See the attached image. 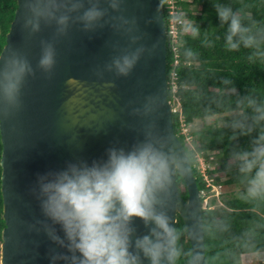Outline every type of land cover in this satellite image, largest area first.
<instances>
[{
	"label": "water",
	"instance_id": "1",
	"mask_svg": "<svg viewBox=\"0 0 264 264\" xmlns=\"http://www.w3.org/2000/svg\"><path fill=\"white\" fill-rule=\"evenodd\" d=\"M16 1L0 64L14 52L27 60L31 71L25 73L15 104L0 100L5 223L0 264H50L54 255H71L46 231L54 230L63 239L60 226L41 212L37 174L61 170L68 163L103 162L107 149L127 152L145 141L180 162L187 198L180 194L174 169L157 210L166 213L173 226L180 216L190 245L189 264H205L200 191L185 147L174 133L167 98L160 0H80L82 6L75 10L57 9V16L69 17L63 31L54 19H40L39 29L33 31L26 23L34 19L26 0ZM92 4L103 15L86 28L80 16ZM45 44H51L55 53L49 70L38 65ZM137 49L133 68L127 75L117 73L113 60ZM131 227L129 250L139 254L140 264H149L131 245L148 234L152 224L134 217ZM54 264L67 262L57 259Z\"/></svg>",
	"mask_w": 264,
	"mask_h": 264
},
{
	"label": "trees",
	"instance_id": "2",
	"mask_svg": "<svg viewBox=\"0 0 264 264\" xmlns=\"http://www.w3.org/2000/svg\"><path fill=\"white\" fill-rule=\"evenodd\" d=\"M184 5L186 13L182 17L187 23L195 24L199 34L195 38L186 32L180 35L179 62L175 68L180 111L172 113L174 133L185 147L201 193L210 186L197 169L196 152L218 151L220 164L215 170H207L208 174L219 172V176H210L211 185L224 188L249 184L260 161L251 171L242 172L243 161L239 157L245 152L251 153L258 143H264L261 141L264 137V0H191ZM189 5L195 8L190 9ZM216 5H226L241 17L242 24L249 29L247 35L255 37L254 46L241 44L233 50L226 46L227 22L221 24ZM16 6V0H0V52ZM166 59L168 79L172 65L169 47ZM167 98H172L169 88ZM212 116L220 118L221 124L217 118V124L192 132L196 147L191 149L180 132V125ZM1 150L0 139V155ZM204 155L207 159V154ZM176 183L186 199L187 188L178 171ZM200 200L205 264H264L257 258L248 262L240 260L242 254L264 253V192L250 195L248 190L224 198L223 206L213 208L211 204L203 207L202 195ZM2 211L0 190V246L5 225ZM174 227L178 234L175 264H189L190 245L179 215Z\"/></svg>",
	"mask_w": 264,
	"mask_h": 264
},
{
	"label": "clouds",
	"instance_id": "3",
	"mask_svg": "<svg viewBox=\"0 0 264 264\" xmlns=\"http://www.w3.org/2000/svg\"><path fill=\"white\" fill-rule=\"evenodd\" d=\"M81 6L80 0H67L66 3L64 0H26V7L34 17L26 23H31L32 30L36 31L40 19H54L63 31L69 17L57 16V9L75 10ZM112 7H116L115 2ZM216 11L221 24L227 22L224 39L230 50L241 44L254 46L255 37L247 35L249 29L237 13L226 5H216ZM102 15L103 10L92 4L83 11L80 19L87 28ZM183 27L193 38L199 34V28L193 23L186 22ZM139 51L114 59L115 71L127 75L135 65ZM54 55L52 45L45 44L38 65L44 70L51 69ZM30 71L27 60L18 54L13 52L6 57L0 64V100L15 104L25 73ZM106 151L107 158L103 162L68 163L61 170L37 174L41 212L60 226L63 239L54 230L46 228V231L50 239L71 254L54 255L50 264L57 259L65 260L67 264H140L139 254L129 250L134 217L145 225L151 223L152 227L148 234L137 237L131 246L138 249L149 264H163V260L175 264L177 230L170 224L169 216L157 210V205L160 193L167 191L170 185L173 170L179 171L181 167L179 160L148 141L127 152L117 148ZM239 158L243 161L242 172L251 171L260 161L250 181L249 194L264 192V143H258L251 153L245 152Z\"/></svg>",
	"mask_w": 264,
	"mask_h": 264
},
{
	"label": "rangeland",
	"instance_id": "4",
	"mask_svg": "<svg viewBox=\"0 0 264 264\" xmlns=\"http://www.w3.org/2000/svg\"><path fill=\"white\" fill-rule=\"evenodd\" d=\"M188 8L193 9L195 7L194 5H189ZM176 110H179L178 107L176 108ZM217 118H218L217 116H212L204 119L195 120L193 123L188 125H183V124L180 125L179 128L180 132L184 134L185 140L187 144L191 147V149L196 147V144L192 142L193 139L192 132H195L204 126L217 124V122L215 121L217 120ZM218 119H219L218 123L221 124L220 118ZM203 153L207 154V159L205 158V155ZM203 153L196 152L194 155L197 162V169L200 171L201 175L203 176V179L207 184V186H210L209 190L207 191L204 190L201 193V195L204 197L203 207L209 204H211L210 205L211 208L223 206L224 198L228 199V197L238 195L249 190L250 183L236 184L232 186H226L224 188H222L221 186L211 185L212 180L210 176H212V178L219 176V172L215 171L211 174H208L207 170H215L217 166L220 164V157H218L217 150L206 151ZM222 179H225V177H223ZM212 201H214V203H211ZM256 258L264 261V253H259V254L249 253V254H242L240 256V260L242 262H248Z\"/></svg>",
	"mask_w": 264,
	"mask_h": 264
},
{
	"label": "built area",
	"instance_id": "5",
	"mask_svg": "<svg viewBox=\"0 0 264 264\" xmlns=\"http://www.w3.org/2000/svg\"><path fill=\"white\" fill-rule=\"evenodd\" d=\"M187 1L191 2V0H160L163 20L165 24L166 45L167 48L169 47L172 55V65L169 72V78L167 79V89H170L172 96L171 100H168L171 105L172 113L175 111H180L179 99L176 96L177 76L175 68L179 62L178 51L179 46L181 45L180 35L181 33L185 32L183 24L186 23V21L182 16H184V14L186 13L184 2ZM177 107L179 110H176Z\"/></svg>",
	"mask_w": 264,
	"mask_h": 264
}]
</instances>
